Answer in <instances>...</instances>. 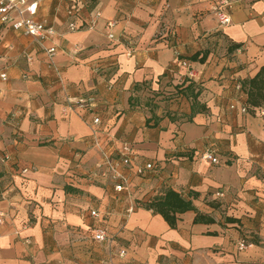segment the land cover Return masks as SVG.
<instances>
[{
	"label": "crops",
	"instance_id": "1",
	"mask_svg": "<svg viewBox=\"0 0 264 264\" xmlns=\"http://www.w3.org/2000/svg\"><path fill=\"white\" fill-rule=\"evenodd\" d=\"M28 1L57 33L0 27V264H264V0L227 26L221 0ZM125 145L129 193L102 165ZM169 190L174 222L147 206Z\"/></svg>",
	"mask_w": 264,
	"mask_h": 264
},
{
	"label": "built area",
	"instance_id": "2",
	"mask_svg": "<svg viewBox=\"0 0 264 264\" xmlns=\"http://www.w3.org/2000/svg\"><path fill=\"white\" fill-rule=\"evenodd\" d=\"M231 4L229 0H221L215 10L217 16L219 18L220 24L222 26H227L231 23V16L229 13ZM38 3L37 2H29L28 0H0V27L2 26H10L15 30L22 31L25 34L34 37L40 42H43L47 39H50L54 36L57 31L56 29L47 24L45 21L41 20L38 16ZM77 27L73 23L71 24V29L75 30ZM113 37V35H110ZM47 52L53 56L57 52V48L55 46L49 47ZM182 65L189 69L190 64L188 61H183ZM1 78L7 80L8 76L6 72H2L0 74ZM238 89H242L241 84L237 85ZM95 101L94 98H90L89 102L93 103ZM86 100L81 99L77 100L75 104L79 107H84ZM231 109H236V103L233 102L230 104ZM248 111V107L243 105L241 107V112L246 113ZM95 123L100 122V118L96 117L94 119ZM131 148L129 145H125L121 151V160L116 161L112 153L108 151L102 152V165L106 166L108 170L111 172L112 177L116 180L115 189L117 191H127L130 192L129 188V178L122 171L123 166H127L130 164L129 153ZM201 157L213 164H219L220 158L217 153L216 146L207 147L201 154ZM152 164H147L145 167H139L138 173L143 174L147 169H152ZM93 216H97V211H92ZM2 223V216L0 218V224ZM94 237L96 240L100 242H104L107 240V230L105 228L96 229L94 233ZM247 247V243L243 240L239 244L240 249H244ZM121 255H125V251H121Z\"/></svg>",
	"mask_w": 264,
	"mask_h": 264
},
{
	"label": "trees",
	"instance_id": "3",
	"mask_svg": "<svg viewBox=\"0 0 264 264\" xmlns=\"http://www.w3.org/2000/svg\"><path fill=\"white\" fill-rule=\"evenodd\" d=\"M248 92V102L251 107H260L264 105V67L252 79L245 82ZM1 193V187H0ZM148 208L162 213L169 221L174 222L176 212H184L193 209V203L180 193L169 190L164 197L156 198L147 204Z\"/></svg>",
	"mask_w": 264,
	"mask_h": 264
}]
</instances>
